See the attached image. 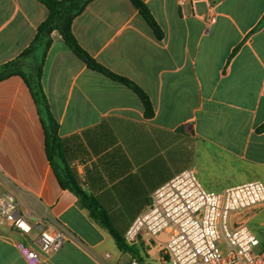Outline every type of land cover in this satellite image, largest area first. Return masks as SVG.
I'll list each match as a JSON object with an SVG mask.
<instances>
[{"label": "crops", "instance_id": "1", "mask_svg": "<svg viewBox=\"0 0 264 264\" xmlns=\"http://www.w3.org/2000/svg\"><path fill=\"white\" fill-rule=\"evenodd\" d=\"M143 1L161 36L132 0H93L72 29L95 60L143 89L152 116L133 88L89 67L58 30L43 64L65 163L103 220L62 185L25 79H0V193L38 204L69 232L60 249L42 252L40 264H126L133 257L171 264L167 232L126 239L158 187L188 168L210 190L264 181V0ZM48 14L39 0H0V66L31 45ZM65 163L58 160L60 172ZM245 213L263 249L264 204ZM109 227L129 249H120ZM39 229L27 236L0 221V264H28L17 244L38 248Z\"/></svg>", "mask_w": 264, "mask_h": 264}, {"label": "built area", "instance_id": "2", "mask_svg": "<svg viewBox=\"0 0 264 264\" xmlns=\"http://www.w3.org/2000/svg\"><path fill=\"white\" fill-rule=\"evenodd\" d=\"M1 176L0 171V181ZM261 203V179L210 190L194 168L184 169L154 191L148 209L127 229L126 239L134 240L141 230L151 236L167 232L169 239L163 251L171 264H264V248L257 249L260 241L256 233L244 221H237L233 228L229 222L232 212ZM0 221L27 236L40 227L33 239L38 248L17 244L28 264H40L42 252L57 251L69 236L68 229L50 219L46 209L38 204L25 205L11 191L0 193ZM43 221L47 223L44 227ZM126 264L145 263L133 257Z\"/></svg>", "mask_w": 264, "mask_h": 264}, {"label": "trees", "instance_id": "3", "mask_svg": "<svg viewBox=\"0 0 264 264\" xmlns=\"http://www.w3.org/2000/svg\"><path fill=\"white\" fill-rule=\"evenodd\" d=\"M39 1L44 3L49 9L48 17L39 25L37 34L31 45L25 51H23L18 58L0 66V79H3L12 74L21 75L25 79L37 103L39 114L41 116V120L44 126L47 154L55 171L59 175L62 185L71 188L80 196L81 202L87 208H89L92 216L103 220L102 214L98 212V206L95 199L88 196L82 190L75 172L71 168H69L68 165L65 163L64 156L62 153V140L58 134L59 124L50 110L48 100L42 87L41 78L43 64L47 50L52 43V32L54 30H58L64 37L68 46L73 50V52L82 60H84L89 67L101 71L104 74L116 80H119L128 85L129 87L133 88L142 98L145 104L147 116L150 117L153 115V107L148 95L138 84L126 77L120 76L112 72L111 70L100 64L79 44L76 36L73 33V21L75 17L79 15L85 9V7L93 0ZM132 2L147 19V21L151 24L155 33L158 36H161L159 24L157 23L148 5L143 0H132ZM40 48H42V51L40 50ZM40 52L41 55L39 56ZM30 56L33 57L34 62L31 64V70L26 71L23 68V59ZM258 130H264V123L258 127ZM58 160H62L65 163L63 172H60L58 168ZM109 229L115 236L120 249H129V246L126 243L124 237L116 233V231L112 227H109Z\"/></svg>", "mask_w": 264, "mask_h": 264}, {"label": "rangeland", "instance_id": "4", "mask_svg": "<svg viewBox=\"0 0 264 264\" xmlns=\"http://www.w3.org/2000/svg\"><path fill=\"white\" fill-rule=\"evenodd\" d=\"M40 50L42 51V48H40ZM41 55V52L39 54V56ZM34 62V59L32 56L30 57H26L23 59V68L28 71V70H31L30 67H31V64ZM261 204H264V203H261ZM261 204L257 205V206H260ZM246 210H242L240 213L239 212H232L231 215H230V219H229V222H230V227L233 228L236 224H237V221L241 220V221H244L246 222Z\"/></svg>", "mask_w": 264, "mask_h": 264}]
</instances>
